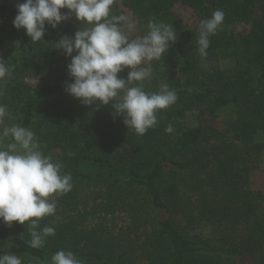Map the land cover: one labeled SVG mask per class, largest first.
<instances>
[{"label": "trees", "instance_id": "16d2710c", "mask_svg": "<svg viewBox=\"0 0 264 264\" xmlns=\"http://www.w3.org/2000/svg\"><path fill=\"white\" fill-rule=\"evenodd\" d=\"M23 2L0 0V59L9 68L0 80L7 108L0 129L31 130L39 151L71 174L72 187L50 197L55 214L41 218L37 230L54 227L55 235L40 248L29 246L27 223L0 221V255L20 256L23 264H51L60 250L82 264H264V197L249 190L264 150L254 140L264 132V0H114L110 15L135 22L133 39L148 33L150 21L176 34L150 62L151 75L134 82L148 93L166 84L177 95L143 135L111 105L85 106L65 92L71 58L55 43L89 25L72 16L56 28L46 24L44 41L32 42L13 26ZM177 3L193 11L194 27L173 15ZM217 9L224 20L202 56L199 22ZM239 23L248 32L231 34ZM28 76L40 87L26 84ZM12 142L5 138L0 147ZM95 214L102 217L90 228ZM115 214L128 218L124 234L103 221Z\"/></svg>", "mask_w": 264, "mask_h": 264}, {"label": "clouds", "instance_id": "9594fccd", "mask_svg": "<svg viewBox=\"0 0 264 264\" xmlns=\"http://www.w3.org/2000/svg\"><path fill=\"white\" fill-rule=\"evenodd\" d=\"M114 0H24L16 5L13 26L24 29L32 42L44 41L45 26L56 28L72 16L89 27L79 29L73 37L64 36L56 49L70 57L67 65L72 80L65 92L85 106L111 105L116 116H122L128 129L143 135L157 124L158 110H165L177 100L174 90L163 85L158 92L148 93L140 83L151 75V69L142 64L159 59L176 41L172 26L150 21L148 33L129 39L126 34L135 28L127 17L111 16ZM61 9H67L62 14ZM224 20L222 10L203 19L198 26V51L206 55L209 37L214 35ZM19 45V44H17ZM75 53V55H73ZM130 69L126 78L118 76ZM9 74L6 62L0 59V80ZM7 108L0 105V124ZM167 132L173 129L169 125ZM11 137L13 142L0 147V221L13 222L30 229L32 248H40L46 238L55 235L54 227L38 229L39 220L55 214L54 194L71 190V174H61V165L53 163L39 151L35 134L18 124L0 129V141ZM0 264H23L20 256L0 255ZM51 264H82L71 251L60 250L52 255Z\"/></svg>", "mask_w": 264, "mask_h": 264}, {"label": "rangeland", "instance_id": "374dc122", "mask_svg": "<svg viewBox=\"0 0 264 264\" xmlns=\"http://www.w3.org/2000/svg\"><path fill=\"white\" fill-rule=\"evenodd\" d=\"M172 13L174 16L180 18L188 27H194L197 23V19L194 16L193 11L190 8L179 3L173 6ZM248 29L249 26L243 23L233 24L229 28L231 34H245L248 32ZM125 31L130 40L134 38L135 30L131 32H128L127 30ZM149 64L150 62L142 64L140 67H148ZM24 82L34 89L39 88L42 84L41 80L36 76L24 77ZM224 114L225 112L222 111V115ZM254 140L255 142L261 143L264 146V132H258ZM259 163V167L256 170L252 171L249 175V190L254 193L261 194L264 197V150L262 151ZM100 217L102 216L98 214L88 217L87 223L88 225H90V228L98 225V223L100 222ZM103 221H105L106 225L109 226L115 233L124 234L126 232L125 227L128 224V218L126 215L115 214L114 216H107L103 219ZM138 264L143 263L140 261Z\"/></svg>", "mask_w": 264, "mask_h": 264}]
</instances>
